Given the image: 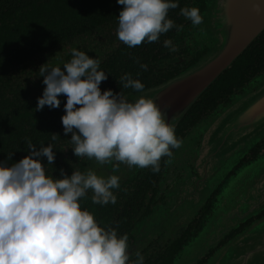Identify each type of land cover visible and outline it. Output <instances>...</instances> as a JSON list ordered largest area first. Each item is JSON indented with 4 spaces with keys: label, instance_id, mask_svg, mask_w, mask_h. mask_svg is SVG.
Masks as SVG:
<instances>
[{
    "label": "clouds",
    "instance_id": "obj_1",
    "mask_svg": "<svg viewBox=\"0 0 264 264\" xmlns=\"http://www.w3.org/2000/svg\"><path fill=\"white\" fill-rule=\"evenodd\" d=\"M122 9L117 17L116 36L129 48L144 42H158L173 28L170 9L194 26L203 23L196 7H180L178 0H117ZM163 46L178 51L171 39ZM71 60L62 66L39 69L46 85L37 98L36 111L45 106L59 108L64 95L65 114L61 117L65 136L71 134L73 154L94 159L99 164L113 160L129 167L158 172L162 157H171L172 149L182 141L174 125L151 98L140 96L130 102L120 91L101 92L100 84L108 74L100 70L101 61L86 52L71 49ZM135 62L139 64V59ZM140 68L147 71L146 64ZM139 75V73H137ZM119 84L124 89L144 91V84L125 73ZM59 135L52 133V140ZM60 137V136H59ZM53 146L37 147L27 139L28 155L10 166L0 161V264H144L139 249L129 250L128 235H118L111 226L102 227L94 214L80 201L91 192V202L100 206L116 204L115 189L120 177L100 176L91 168L74 169L69 176L60 169V177L46 173L55 162ZM12 153L7 160H11ZM115 170V169H114ZM134 257V259H133Z\"/></svg>",
    "mask_w": 264,
    "mask_h": 264
},
{
    "label": "flooded vegetation",
    "instance_id": "obj_2",
    "mask_svg": "<svg viewBox=\"0 0 264 264\" xmlns=\"http://www.w3.org/2000/svg\"><path fill=\"white\" fill-rule=\"evenodd\" d=\"M200 4L202 3L200 2ZM204 8L205 6L203 9ZM201 9L199 8L200 12L203 10ZM173 21L177 26L182 27L179 30L173 28L166 34H162L158 42L150 43V47L155 55L157 53L156 49L165 48L163 46V41L165 39H171L172 43L178 48V51L170 52L167 48H165L164 52L159 51V60L155 61V64L157 63L156 68L148 64L146 57L142 56V51L146 50L144 43L129 48L119 41L116 36L118 21L115 20L108 25H99L95 28H89L88 31L83 29L76 37L64 39L57 47L37 55L27 62L22 69L18 70L16 76L11 79L10 83L13 87L16 85L17 94L23 93L20 99H31L36 101L38 97L42 96L43 90L46 87V85L42 83L43 77L40 76V67L45 63L47 66H54L55 63L52 64L53 61L62 60L65 57L67 61H70L72 58L71 49L76 48L86 52L90 57L98 58L101 61L100 70L108 74V79L100 84L101 92L112 89L115 93L121 91L123 95L139 94L140 92H136L133 89H124L122 85L119 84L120 77L125 73H129L133 79H139L140 82L144 84V90H146L147 88L175 78L185 69L193 65L198 58V56L192 55L191 51L186 47V40L189 36L186 29L190 28L191 21L184 17L181 20L174 19ZM253 52L259 55L254 63V70L258 71V73H256L255 76H250L251 80L264 74V31L248 46L241 56H248ZM136 58L139 59V64L135 62ZM140 64H146L148 66L147 70L151 68V73L153 71V73L147 77V80L157 75L156 80L160 81V83H145L142 79L144 74H142ZM109 71L112 72L110 73ZM137 73H139V75H137ZM9 98L14 102L12 95H9ZM58 98L61 101L59 108L50 109L48 106H45L43 110L38 111L45 119L46 130L44 134L46 146L51 144L55 152V162L53 165H47V158H42V163L45 164L46 171H49L48 173H50V175L52 174L55 178H61L60 169H64L69 176L74 169L84 172L89 168L95 170L98 175L105 178L114 175V173L107 170V163L99 164L94 159L89 160L86 157L77 158L73 154L72 144L70 142L71 134L65 136L61 122V117L65 114L64 105L67 98L64 95H60ZM22 101L23 100L20 102ZM12 104L15 105L16 102ZM34 108L36 109V107H32V109ZM201 110L202 109H196V111H188V113H186L183 119L186 118L187 120L182 125H180V122L175 128V135L178 139L181 141L184 140L193 127L211 114H214V111L205 113ZM52 133H56L60 137L58 136L56 140H52ZM175 150L176 149H172V155ZM263 151L264 138L256 147L250 150L239 165L234 167L227 178L234 176L239 167L252 161ZM171 157L165 156L161 158L158 172H154L151 167H148L143 169L138 168L135 175L127 173L126 178L120 179V188L113 190L114 194L117 196V202L114 205L108 204L100 206L93 204L91 202V192L88 193L87 198L80 201L81 207L92 212L100 226H111L116 228L118 235L126 233L129 237V250L135 251L139 249L144 256V264H174L179 253L207 222L208 217L214 209V203L220 193L221 186L213 191L210 197L207 198L205 203L199 207L197 212L194 213L189 220L178 227H171L172 232L161 230L156 234L152 233V226L149 225V228L145 226L146 224H150L147 223L150 216L167 205L166 200L170 195L172 198H174V196H182L178 190V184L179 181L184 178L183 169H180L179 166H175L173 168L175 176L173 178L170 177L171 180L169 178L170 182L167 180L169 171L171 170L168 169L167 162ZM177 203H179V201ZM182 207L183 204L177 205L175 212L177 215ZM163 212L165 214V211ZM263 216L264 211L252 217L246 224L242 225L240 229H243L252 221H256ZM235 234H237V232H234L227 240ZM223 243L224 242H222L220 246ZM214 252L215 250H212L210 255ZM210 255L204 257L199 264L204 263Z\"/></svg>",
    "mask_w": 264,
    "mask_h": 264
},
{
    "label": "water",
    "instance_id": "obj_3",
    "mask_svg": "<svg viewBox=\"0 0 264 264\" xmlns=\"http://www.w3.org/2000/svg\"><path fill=\"white\" fill-rule=\"evenodd\" d=\"M200 14L203 23L198 26L191 23L190 28H187L190 37L186 40V47L192 54L200 53L196 62L175 78L144 90L148 91L144 96L153 99L162 113L167 115L166 122L174 125V129L209 87L264 31V0H205V8ZM252 81L264 82V74ZM247 86L233 95L228 103L220 105L214 114L208 116L205 124L214 126V131L208 132L205 138L207 148L202 151V158H199L198 168L202 177L197 187H204L208 191L215 186L216 189L221 186V189L207 222L188 245L192 247L195 241H199L209 225L222 215V223L227 228L217 239V244L212 245L216 248L224 242L219 250L213 255H210L212 250L195 254L190 264H199L203 256L208 255L210 258L202 264H258L256 260L260 256L261 264H264V236H248L254 227L263 225L264 216L245 231L243 229L244 234L226 240L240 228V222L245 223L264 210V151L239 167L234 176L226 178L228 172L225 162L229 160L226 154L231 153L229 162L232 170L242 161L238 159V146L251 140L258 142L264 136V83L251 92L248 90L251 87ZM178 160L179 157L176 163ZM107 165L111 173L128 171L135 175L138 170V167H129L114 160ZM189 183H186V179L180 180L178 190L179 187L185 190ZM173 200L169 198L168 202ZM251 204L255 207H250ZM186 259L185 254L175 260L183 262Z\"/></svg>",
    "mask_w": 264,
    "mask_h": 264
},
{
    "label": "trees",
    "instance_id": "obj_4",
    "mask_svg": "<svg viewBox=\"0 0 264 264\" xmlns=\"http://www.w3.org/2000/svg\"><path fill=\"white\" fill-rule=\"evenodd\" d=\"M178 3L180 7L203 9L205 6V0H178ZM122 7L117 0H0V161L10 166L28 155L27 139H31L37 147L47 145L45 119L35 108L32 109L36 107L37 100L20 99L23 93L17 94L16 85L13 87L10 83L18 70L37 55L57 47L64 39L76 37L83 29L88 31L89 28L117 20ZM168 18L181 20L183 16L177 8L169 10ZM144 44L146 50L142 51V56L156 68L158 53L164 52L165 48L156 49L154 55L150 43ZM258 57L255 52L239 57L189 111L202 109L205 113L215 112L220 105L228 103L233 95L251 82L250 76L258 73L254 70ZM152 73L151 68L147 71L142 69L143 81L160 83L156 80L157 75L147 80ZM8 94L13 96L15 105ZM186 120H181L180 125ZM11 153V160H7Z\"/></svg>",
    "mask_w": 264,
    "mask_h": 264
},
{
    "label": "rangeland",
    "instance_id": "obj_5",
    "mask_svg": "<svg viewBox=\"0 0 264 264\" xmlns=\"http://www.w3.org/2000/svg\"><path fill=\"white\" fill-rule=\"evenodd\" d=\"M186 32L189 34V36H188V38H189L190 33L187 31V29H186ZM186 46H187V44H186ZM66 62H68V61L66 60V57H65L62 60L53 61L52 64L55 63L54 66H62ZM263 83H264L263 81H252L251 83L248 84V86L251 87L252 89L248 88V90L250 92L253 90L255 91ZM146 92H148V91L140 92L139 94H141V95H139V94H128V95H124V96L130 102H134L140 96H144V94H146ZM208 119H209V117L203 119L199 125L197 124L198 126L196 125L197 127L195 126L189 131L187 137L184 140H182L181 146L179 148H176L172 157L167 162L168 169H172L169 171L170 176L168 174L167 180H169L170 177L173 178L175 176L174 172H173V170H174L173 168L175 166H179L180 169H183V173H184L183 179H186V183H189V182L190 183H189V186L185 188V190H182V188L179 187V192L182 195L181 197L174 196L173 199L175 201L173 200L171 203H169L168 199L172 198L170 195V197H168L166 200L167 205L162 207L161 210H157L153 215L150 216V218L147 220V223H150V224H146L145 226L147 228H149V225H151L152 226V230H151L152 233L156 234V233L160 232L161 230H166V231L172 232L171 227H173V228L178 227V226L182 225L183 223H185V221L189 220L194 215V213L197 212L199 207H201L205 203L207 198L210 197V195L216 189V186H215V188H212L210 191L205 190L204 187H197V183H198V181H200V179L202 177L201 176L202 175L201 170H199V168H198L199 158L200 157L202 158V156H203L202 151H205V149L207 148V145H206L207 143L205 144V140H206L205 138H206V135L208 134V132L212 133L214 131V126H212V127L211 126H205L206 121ZM263 137L258 142H254L251 140V142L240 144L238 146V150H237L238 151V159L241 161L243 158H245L246 155L250 152V150L257 143H259L263 139ZM225 151H227V150H225ZM230 155H231V153L226 154V156L229 158V160L231 159ZM178 157L180 158V160H178V163L181 165L176 163ZM229 160L225 162L226 171L228 172V175L233 170V169L231 170V163L229 162ZM222 164L223 163H221V165ZM170 166H172L173 168H171ZM249 169H246V170L249 171ZM127 173H128V171H124V172L123 171H120V172L116 171V173H114V175L119 176L120 179H124L127 177L126 176ZM171 178H170V180H171ZM170 180H169V182H170ZM198 188H199V190H197ZM178 201H179V203H177ZM179 204H183V207L177 215L175 212L177 209V205H179ZM250 207H255V205L251 204ZM163 211H165V214ZM247 211L249 212L250 210L247 209ZM254 216H257V215H254ZM223 218L224 217L222 215L219 217L218 220L211 223L209 225V227L204 231L203 237H201V239H199V241H195V242L192 241L195 243V244H193L192 247H191V245H187L182 250V252H181L182 255H180L181 254L180 253L178 256H180V258H181L182 256L184 257L186 254L187 259L185 261L180 262L178 260H181V259H178V260H175L174 264H190L191 259L195 254H201V253L205 252L206 250L211 251L214 249L215 252L217 250H219L223 244L221 246L220 245L217 246L216 247L217 249L215 248V246H212V245H214L215 243L217 244V239L221 238L222 233L224 232V230H226L225 228H227V227H224V225L222 223ZM251 218H249L248 221ZM248 221H246V222L244 221L245 223L240 222L239 225L242 226V225L246 224ZM253 222L254 221H252L246 227H244L243 228L244 231L246 229H248L249 227H251L253 225L252 224ZM241 226H240V228H241ZM240 228L237 229V231H236L238 233V235H240L241 233L244 232L243 229H240ZM248 236L253 237V238L263 237L264 236V222H263L262 226L254 227L252 233ZM212 247H214V248L210 249ZM213 254H211V255H213ZM204 257L205 256H203V258ZM261 258H262V256H260V258H258V260H256V262L258 264H261Z\"/></svg>",
    "mask_w": 264,
    "mask_h": 264
}]
</instances>
